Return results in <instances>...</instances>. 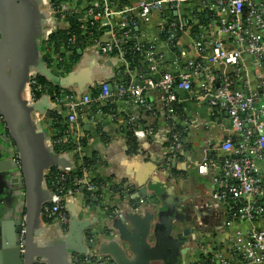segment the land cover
Returning a JSON list of instances; mask_svg holds the SVG:
<instances>
[{"label": "crops", "instance_id": "obj_1", "mask_svg": "<svg viewBox=\"0 0 264 264\" xmlns=\"http://www.w3.org/2000/svg\"><path fill=\"white\" fill-rule=\"evenodd\" d=\"M141 1L145 0H66L69 13L63 20L54 14L52 0H42V10L51 14L45 27L50 33L48 38L58 30L69 29L78 23L84 28L85 24L95 26L101 34L100 44L88 42L78 48L79 59L67 73L59 66L61 57L46 48L48 38L35 37L38 14L30 0H0V19L16 23L20 35L15 41L20 48L17 59L23 64L28 63V70L35 77L39 75L33 60L37 53L46 67L60 78L80 66L85 67L75 85L64 89V93L69 91L81 99L85 94L101 90L103 83L110 82L115 87L120 82L137 83L146 78L155 80L164 72L180 74L190 58L205 61V54L197 48V34L212 28V16L195 0H188L184 8L174 11L170 18L169 22L195 19V24L182 30L173 45L167 41L168 23L158 13H152L147 21L138 19L137 25L131 28L133 37L146 47L154 46L162 55L159 72L150 74L149 65L141 53L137 52L136 64L129 71L125 69L122 58H110L102 53V46L110 42L112 29L120 15L108 21L99 19V12L108 2L122 7L138 6ZM109 60L112 66L107 64ZM19 68L13 67V70L19 71ZM225 71L220 67L214 70L213 79L208 84L209 92L219 85ZM205 81L206 77L202 75L194 81L191 90L176 91L178 99L172 116L167 111L166 94L161 90L146 91L147 106L112 98L104 104L83 107L74 128L79 134L77 140L81 139L84 144L67 152H58L52 141L55 134L54 115L62 113L66 116L69 113L67 105L57 103L52 91L35 94L32 86L24 91V99H31L41 106L34 115L40 126L36 128L32 147L36 151L34 169L48 167L44 170L43 181L37 185L41 196L49 199L50 204L53 186L48 178L54 167L59 168L56 159L66 161L70 166L64 169L69 171H77L86 159H92L90 179L105 184L104 190L97 195H69L67 211L68 214L72 212L75 220H70L67 225L43 213L38 222L36 239L47 264H67L64 262L66 259L72 264H80L87 258H96L97 251H108L114 244L123 248L127 257L134 261L140 259L141 253L146 255L147 251H152L154 258L150 264H201L213 257V250L225 246L231 239L225 206L211 196L212 174L198 173L196 163L202 161L206 153L223 156L218 146L228 136L230 118L227 110L215 108L210 98L204 95ZM249 81V84L253 82L252 77ZM89 85L90 88L86 89ZM172 128L185 131L186 148L171 162L168 170L165 167L172 145ZM237 136L233 133L234 138ZM28 141L33 143L31 137ZM51 142L55 150L52 152L48 151ZM52 153L57 156H52ZM3 154L0 145V198L12 201L14 192L20 193V189L16 188L17 179L12 175L14 171ZM151 174L154 180L149 179ZM23 184L25 187L24 178ZM3 211L0 218L7 224L0 233V264H4L5 248L14 247L18 236L17 212L12 207ZM149 215L152 219L146 246L132 243L139 252L135 255L130 249L133 245L121 239L120 230L127 228L130 233H139V226L133 219L141 223ZM243 228L244 225L239 227L240 230ZM90 236L94 237L93 245L88 242ZM88 247L92 251L90 255L85 254Z\"/></svg>", "mask_w": 264, "mask_h": 264}, {"label": "built area", "instance_id": "obj_2", "mask_svg": "<svg viewBox=\"0 0 264 264\" xmlns=\"http://www.w3.org/2000/svg\"><path fill=\"white\" fill-rule=\"evenodd\" d=\"M195 1L212 16V28L197 34L196 44L198 50L206 56L204 62L190 58L186 61L185 69L178 75L164 72L155 80L146 78L137 83L120 82L113 90H110L108 83H103L96 97L85 94L77 99L74 94H70L58 97L55 101L67 105V123L78 139L79 134L74 125H77L78 113L83 107L104 104L112 98L147 106L146 91L161 90L166 94L167 111L172 116L178 99L176 91L191 90L194 81L204 75V95L210 98L215 108L227 110L230 127L227 130L228 136L218 146L223 156L215 157L206 153L196 165L198 173L212 174L211 196L225 206L231 239L221 249L213 250V257L201 264H264V0ZM186 3L188 0H145L138 6L122 7L106 3L98 18L111 21L117 15L120 17L112 29L110 42L102 46V53L110 58H122L125 69L129 71L130 63L124 55L126 45L133 42L135 51L141 53L148 63L150 74L159 72L162 55L154 46L146 47L133 37L131 28L137 25L138 19L147 21L152 13H158L168 23L167 41L173 45L179 33L195 21L192 18L191 21L182 19L169 22L174 11L183 9ZM52 7L57 18H67V3H62L58 8L52 4ZM91 34L94 32L91 31ZM88 42L100 44L101 38L92 36ZM218 67L226 71L219 85L213 92H209L208 84ZM251 77L253 82L249 84ZM32 83L36 84V78ZM233 133L238 136L234 138ZM6 137L9 150H13V144L8 140L9 134ZM171 139L165 167L168 170L171 162L186 148L185 139L177 129L172 128ZM8 158L21 168L17 154ZM69 172L67 169L62 170L59 180L52 184L54 196L44 208L47 216L56 218L62 225L70 221L66 209L69 195L86 193L92 196L105 188V184L90 179V168L84 166L82 174L74 177V188L68 189L64 182L70 178ZM243 225L244 228L240 230L239 227ZM88 242L93 245L94 237H88ZM93 261L95 258L90 257L80 264H91Z\"/></svg>", "mask_w": 264, "mask_h": 264}, {"label": "water", "instance_id": "obj_3", "mask_svg": "<svg viewBox=\"0 0 264 264\" xmlns=\"http://www.w3.org/2000/svg\"><path fill=\"white\" fill-rule=\"evenodd\" d=\"M30 3L38 14L34 35L40 39H47L50 33H48V30H46L45 27L49 24L51 14L42 10V0H30ZM19 38L20 35L16 23H9L6 20L2 21L0 19V116L6 125L9 134L8 140L15 145L17 150L21 163L20 172L22 178L25 180L26 188L24 205L25 213L22 221H17L18 237L16 245L14 247L11 245L5 248L4 264H47L46 258L42 249L39 247V243H37L36 237L39 219L42 218L44 208L49 203V199L42 197L41 193L38 192L37 185L39 181H43L44 170H47L48 167L40 166L39 169H34L35 160L33 157L36 151L35 149H32L35 136L37 135L36 128L40 126V123L34 115L40 110L41 106L38 103L33 102L31 99L27 100L23 98L24 91L33 86L32 80L36 77L33 75L34 73H31V71L28 70V63L23 64L17 59V53L20 52V48L15 44V41L19 40ZM25 38L26 37H24V40ZM79 53H82V51L79 50ZM24 60L25 56L23 57V61ZM33 60L34 66L39 75H42L48 81H52L61 86L62 93L65 88L75 85L74 83L76 82V79L78 80V78H80L85 68L80 66L68 73L67 76L60 78L46 67L45 62L41 60L39 53L33 57ZM107 64L110 66L113 65L111 60H109ZM16 66L20 67L19 71L13 70V67ZM113 76L114 75L111 77ZM108 84L110 90H113V84L110 82ZM89 88L90 85L86 87V89ZM52 105H54V103ZM46 115L49 118L50 115L48 113ZM28 137L32 138L33 143L28 141ZM52 150L55 151L54 145L51 142V145L48 146V151L52 152ZM52 156L57 155L52 153ZM56 161L61 170H65V167L70 166L62 159H56ZM10 162L12 163L11 160ZM149 179L154 180L152 174ZM51 195L54 196L53 189ZM66 204H68V201ZM69 215L70 220H75L72 212H69ZM151 219V215L141 223L133 219V222L139 226L140 232L133 234L130 233L127 228L121 229V239L131 245L136 242L140 247L146 246ZM187 231L188 230H186V232ZM22 235L24 238L23 240ZM111 247L112 248L106 252L97 251L95 253V261L91 264H150V260L154 258L153 252L147 251L146 255L141 253L139 256L140 259L134 261L127 257L123 248H119L116 244ZM130 249L135 255H139L136 246L133 245ZM85 254H92L89 247L85 249ZM64 262L72 264L69 260L67 262V259Z\"/></svg>", "mask_w": 264, "mask_h": 264}, {"label": "trees", "instance_id": "obj_4", "mask_svg": "<svg viewBox=\"0 0 264 264\" xmlns=\"http://www.w3.org/2000/svg\"><path fill=\"white\" fill-rule=\"evenodd\" d=\"M64 2H66V0H52V4H54V6L57 8ZM66 17H68V15ZM85 25H87L86 27H89L90 29H86V27L84 28L83 24L78 23L73 25L69 29L58 30L57 32L52 34L47 41H45L46 48H48V50L52 53L58 54L59 57H61L59 66L65 73L69 72L71 70V67L79 59L78 48L84 47L92 36L98 38L101 35L98 31H96V29L94 28L95 26L90 27L89 24ZM91 31H93L94 34H91ZM125 50L126 51L124 57L129 61L130 68H134L137 60L135 57L138 56L137 52L135 51V44L133 42H129L126 45ZM32 89L35 94H42L47 91H52L56 98H63L66 95L71 94L69 91L62 93L59 86L51 85L50 82L42 75H38V77H36V84L32 86ZM99 93L100 90L94 92L92 95L96 97ZM68 115L69 113H67L66 116L62 113L54 115L53 127L55 129V134L52 138V141H54L53 143L58 152H67L69 150H74L84 144L81 139L77 140L75 134L70 131L69 125L67 123ZM177 130L180 131L183 137L185 136L186 133L183 129L178 128ZM133 146L134 148L136 147L135 143ZM92 164V159H86L83 166L80 167L77 171H70V178L64 182L65 186L68 189H73L74 177L82 174V168L84 166L91 168ZM60 173H62V170L54 167L51 170V174L48 178L49 182L53 184L58 181ZM93 181L99 184H104L103 181L100 180L95 179Z\"/></svg>", "mask_w": 264, "mask_h": 264}, {"label": "flooded vegetation", "instance_id": "obj_5", "mask_svg": "<svg viewBox=\"0 0 264 264\" xmlns=\"http://www.w3.org/2000/svg\"><path fill=\"white\" fill-rule=\"evenodd\" d=\"M8 135V131L6 128V125L4 123L3 120L0 121V145L1 148L3 149L4 152V158L6 160H9L8 156H14V155H18L17 150L15 148V145L13 144V150H9V146L7 145L6 139ZM11 159V158H10ZM10 167L12 168V170L14 171L13 178L15 177L17 179V183H16V188L20 189V193L18 191H15L14 196L12 198V201H9L8 199H3L0 198V215L4 212L3 210H6L9 207L14 208L15 212H17V216H18V220L22 221V218L24 216L25 213V209H24V198H23V190L25 189L24 184H23V178L21 176V172H20V167L16 164V162H10V160L8 161ZM7 216V214L5 215ZM0 233L3 231V227L5 228L6 226V221L1 220L0 218ZM18 235V234H17ZM18 237V236H17Z\"/></svg>", "mask_w": 264, "mask_h": 264}, {"label": "rangeland", "instance_id": "obj_6", "mask_svg": "<svg viewBox=\"0 0 264 264\" xmlns=\"http://www.w3.org/2000/svg\"><path fill=\"white\" fill-rule=\"evenodd\" d=\"M215 246V245H214ZM217 247V246H216Z\"/></svg>", "mask_w": 264, "mask_h": 264}]
</instances>
